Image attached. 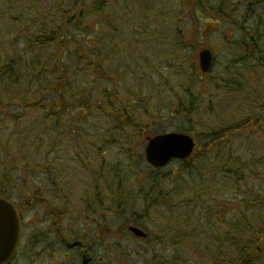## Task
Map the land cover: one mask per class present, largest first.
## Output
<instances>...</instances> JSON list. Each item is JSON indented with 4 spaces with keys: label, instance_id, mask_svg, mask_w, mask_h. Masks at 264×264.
<instances>
[{
    "label": "rangeland",
    "instance_id": "1",
    "mask_svg": "<svg viewBox=\"0 0 264 264\" xmlns=\"http://www.w3.org/2000/svg\"><path fill=\"white\" fill-rule=\"evenodd\" d=\"M57 1L0 0V61L10 62L19 54L27 60L34 57V53L26 51V43L36 31L37 23L33 17L42 20L57 17ZM183 1L109 0L103 15H90V19L99 18L100 24L99 28L84 32L87 45L82 47L96 61V67L86 71L85 64H78L76 57L68 59L70 73L77 79L76 95L89 94L93 98L98 92L117 89L121 101L128 99L133 103L134 113L140 121L147 123V109L155 113L154 127L159 132L193 129L201 135L209 128H220L253 114H263L264 42L263 56L261 52L257 53L261 62L254 61L253 53L247 65L237 63L236 57L243 52L235 50L230 42L241 36L238 28L230 21L208 14H201V20L196 23ZM243 1L230 0L228 5L240 12L244 9ZM75 2L65 0L62 9ZM95 3L96 0H86V13L89 9L94 10ZM186 34L191 36L187 39L189 44L180 46L179 42ZM202 48L211 49L215 56L214 66L207 74L201 72L198 64ZM40 54L42 57L49 55L47 52ZM194 62L198 65L196 73L192 67ZM25 76L23 99L8 100L3 96L0 101V182L4 183V177L9 173L6 182L9 199L20 200L28 185L47 188L48 174L57 176L62 172L67 182H71V198L76 205L80 196L86 193L82 191L91 183L90 170L86 171L84 166L96 164L99 168L104 161L107 169L110 167L112 173L119 172L117 174L122 177L120 184L129 199V208L131 205L134 208L142 206L140 190L151 187L152 180L147 178L155 176V172L167 174L169 179L176 178V184H168V187L176 185L173 204L178 205L177 208L170 212L162 210L159 219L157 213L160 210L152 209L146 215L149 220L142 223L153 237L154 231L161 226L164 230L175 231L172 239L183 231L189 234L178 241V264H224L217 263L220 255L218 239L224 241L225 257L238 261L242 258L237 251L239 245L256 240L254 228L261 229L264 246V131H239L225 147L201 151L203 156L196 158L190 167L173 161L156 169L147 161L131 160L122 149L130 146L129 142L122 140L110 144L104 140L112 141L116 134L117 104L108 108L110 115L106 116L81 107L71 114L65 112L55 141L49 136L53 132L36 134L42 129L40 121L50 125L55 120L56 116L49 114L57 109V105L46 95L43 102L48 104V110L39 105L27 108L37 100L38 89L48 82L30 73ZM223 79L229 80L225 83L240 92H231L228 86L219 87ZM178 97L187 105H195L194 99L197 100L198 112L191 121L172 111ZM27 127L32 130L31 135L26 131ZM148 131L149 136L155 133ZM144 142L138 143V153L143 158L147 143ZM51 145L56 149H49ZM80 152L89 154L85 163L82 157L76 158ZM0 185L3 187L2 183ZM136 210L132 213L140 215L138 211L141 212L142 207ZM170 215H173V226L168 224ZM109 219L115 231L109 242V249L113 251L111 263H153L154 249H148L146 243L131 240L128 232L124 238L118 236L117 231L124 227L130 215H115ZM232 223L239 230H235ZM254 243L253 248L257 245ZM167 245L169 243L159 247L166 249ZM106 253L102 250L99 254L106 257ZM146 257H149L148 262ZM253 261L264 264V251Z\"/></svg>",
    "mask_w": 264,
    "mask_h": 264
},
{
    "label": "trees",
    "instance_id": "2",
    "mask_svg": "<svg viewBox=\"0 0 264 264\" xmlns=\"http://www.w3.org/2000/svg\"><path fill=\"white\" fill-rule=\"evenodd\" d=\"M65 0H58L56 4L55 11L58 10L59 13L57 17L42 20L38 17H33L37 24H35V32L30 36L26 43V51L34 53V57L30 59H24L20 54L12 57L10 62L5 60L0 61V101L3 96L8 100L14 99H23L22 96L25 91V73H30L33 76L47 80L48 83L42 85L38 89L39 96L31 105H28L27 108H30L35 105L41 106L43 109L48 110V104L45 102V96L49 95L50 102L57 105V109L49 114L50 117L56 116L53 122H50V125L40 121L41 130L37 131L36 134L43 132H53V135H49L51 140L57 139V132L59 130V123L62 122L65 112L71 114L79 107L86 108L90 111L97 110L99 116L110 115L108 108L114 107L115 104L118 105L116 108V114L118 115L117 127L115 128L116 134L113 135L112 141H109L107 138L104 140L110 142V144L117 143L119 141L125 140L130 143L128 147H122L125 150V154L129 155L133 161L138 162L145 161L144 158L138 153L139 144L144 143L149 137L148 130H151L154 135L158 133H164L166 131L159 132L157 127H154V121L156 120L155 113L152 114L150 110H146L148 121L142 122L134 113V105L130 100H120V95L117 89L114 91L106 90L104 92H98L92 98L89 94H80L76 95L75 86L77 84V79H75L74 74L70 73L68 68V59L71 57H76L78 64H85L84 69L87 71L92 67H96V61H94L88 55V51L82 46L87 45L86 35L84 32L86 30H92L94 28H99L100 20L99 18H89L94 14L103 15L106 8L107 2L109 0H96L94 10L89 9L86 13V0H76L75 4H72L69 8H63L62 5ZM230 0H184L183 6L189 10V13L194 20V22L199 23L202 15H210L212 18L224 19L233 23L235 28L240 31L241 35L234 42H230L231 46L235 47V50L238 52L242 51L243 54L240 57H236L237 63L240 62L244 65H247L248 62H251V55L254 53V61L258 62L262 58H258L257 53L263 56L262 43L264 42V0H244L241 5L244 9L240 12H237L236 9L231 8L228 3ZM247 2V3H245ZM239 17H236V15ZM191 36H183L182 41L179 42L180 46H185L188 43V40ZM83 40H85L83 42ZM90 46V45H89ZM89 46H87L89 48ZM48 53L49 55L42 57L40 53ZM195 63V62H194ZM192 64V63H191ZM264 68V64H262ZM197 63L192 64L194 71L196 73ZM229 80L223 79L221 83L218 84L219 87H229L230 91L234 93L240 92V90L233 85H227L225 82ZM236 82V81H235ZM241 86V83H240ZM233 89V90H232ZM47 91V92H46ZM46 92V93H45ZM54 97V98H52ZM119 97V98H118ZM118 98V99H117ZM258 98V97H256ZM178 102L176 108L172 109L177 114L187 118L189 121L193 119V116L197 114V100L194 99L195 105L191 103L187 105L182 102V99L178 97ZM72 103L75 105L73 106ZM1 105V102H0ZM262 109L264 108V103L261 104ZM73 109V110H72ZM261 109V108H260ZM260 111V110H259ZM49 116L47 118H49ZM75 116V115H74ZM42 123V124H41ZM149 124V125H147ZM31 126V125H29ZM58 126V127H57ZM264 131V113L251 115L241 119L239 122L234 124H225L220 128H209L207 132L197 135L192 129H187L184 132L191 134L197 141V147L193 156L185 161L183 167H190L193 162L196 161V158H201L203 156L201 151L212 147V150L215 148H223L226 144L231 141L232 137L235 136L239 131H248L249 133L255 131ZM26 131L30 133L32 130L28 127ZM25 134L26 132L23 131ZM103 138L105 136H102ZM201 139V141H200ZM21 140V139H20ZM202 142L203 144H201ZM139 143V144H138ZM138 144V145H137ZM27 149V148H26ZM49 149H56L54 145L49 146ZM217 149V150H218ZM213 152V151H212ZM211 153V152H210ZM84 154V156H83ZM82 157L83 163L85 160H88L89 154L85 152L77 153L76 158L80 159ZM82 163V161L80 160ZM106 163L103 161V164L98 165L93 164V171L99 173L112 172L110 167L107 169L105 166ZM194 170V168H192ZM190 171H193V170ZM51 170V168L49 169ZM195 172V171H193ZM116 172L115 176L112 177L114 184L111 185L116 190V195L121 194L123 186L120 184L122 177L119 176ZM9 178V173L4 177L3 187L0 185V196L7 197L6 192V182ZM53 181L58 180V176L51 175ZM101 176H98V181H100ZM154 178V177H153ZM155 182V180H152ZM151 189H155L154 183H152ZM137 208L130 206V208H123L119 211L120 215L132 214V212L137 211ZM144 213V214H143ZM148 210L138 211L140 219L146 218ZM143 214V215H142ZM232 227L235 230H239L238 226L235 223H232ZM256 240H252L251 244L245 243L239 245L237 251L242 256L241 259L235 261L229 257H225V253L222 251L224 246V241L218 239V244H220V255L217 259V263L222 262L224 264H257L249 256L257 257L261 252L264 251V246L261 244V229L256 230ZM166 234V233H165ZM188 236L185 231L180 232L174 239L172 243L166 246V249L173 250L172 255H168L166 252L161 254L155 242L158 241V238L154 240H149V245L154 249L153 263L151 264H178L179 263V254H178V241L180 238ZM222 236V235H221ZM217 242V239H216ZM256 245L254 248L252 244ZM162 244H168L167 241H162ZM152 251V252H153ZM169 251V250H168ZM249 252V253H248ZM177 253V254H176ZM152 256V255H151ZM150 256V257H151ZM146 257L145 260L147 261ZM247 261V262H245Z\"/></svg>",
    "mask_w": 264,
    "mask_h": 264
},
{
    "label": "flooded vegetation",
    "instance_id": "3",
    "mask_svg": "<svg viewBox=\"0 0 264 264\" xmlns=\"http://www.w3.org/2000/svg\"><path fill=\"white\" fill-rule=\"evenodd\" d=\"M84 169L90 170L91 183L82 191L86 193L80 196L76 205L71 198V182H67L62 172L58 173L57 181L47 179V188H32L28 185L23 189L24 197L11 200L20 218L21 234L16 252L4 264H112L113 251L109 249V242L114 238L115 231L111 228L109 218L120 215L119 211L123 208H129V199L124 189L120 195H116V190L111 187L114 184L111 179L116 174H98L93 171V166ZM51 175L54 176L52 173L48 174L49 177ZM98 176H101L100 181ZM153 177L147 179L155 180L151 181V186L154 183L155 189L141 188L139 196L142 206L139 207H142L141 211L158 208L159 219L162 210L170 212L178 206L173 204L176 185L168 187V184H176V178L169 179L167 174L161 172H155ZM129 215L130 219L124 222L123 230L121 228L117 231L119 237H126L128 232L131 240L146 243L150 250L153 248L149 245V240L153 241L156 237L157 251L172 254L173 250L160 247L164 240L167 243L173 242V229L164 230L161 226L154 231L153 237L143 225V221L147 222L148 218L140 219L136 213ZM173 220V215H170V226H173ZM131 226L143 229L146 237L134 235L130 231ZM102 250L107 252L106 257L99 254ZM249 257L253 259L252 255Z\"/></svg>",
    "mask_w": 264,
    "mask_h": 264
},
{
    "label": "water",
    "instance_id": "4",
    "mask_svg": "<svg viewBox=\"0 0 264 264\" xmlns=\"http://www.w3.org/2000/svg\"><path fill=\"white\" fill-rule=\"evenodd\" d=\"M200 67L208 72L214 62V54L204 48L199 52ZM196 146L194 138L186 133L160 134L149 139L145 155L147 161L155 167H161L170 160L189 158ZM131 230L138 236L146 237V233L137 228ZM20 238V222L13 204L0 198V264L9 261L15 253Z\"/></svg>",
    "mask_w": 264,
    "mask_h": 264
}]
</instances>
